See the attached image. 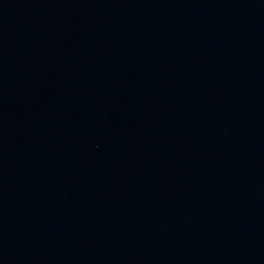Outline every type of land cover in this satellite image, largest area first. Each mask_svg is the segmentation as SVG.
I'll return each mask as SVG.
<instances>
[{
  "label": "water",
  "instance_id": "water-1",
  "mask_svg": "<svg viewBox=\"0 0 264 264\" xmlns=\"http://www.w3.org/2000/svg\"><path fill=\"white\" fill-rule=\"evenodd\" d=\"M0 264H264V0H0Z\"/></svg>",
  "mask_w": 264,
  "mask_h": 264
}]
</instances>
